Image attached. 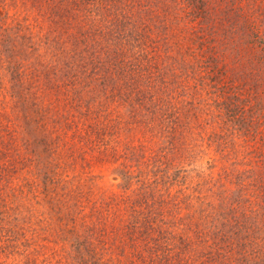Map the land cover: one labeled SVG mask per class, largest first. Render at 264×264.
Instances as JSON below:
<instances>
[{
	"label": "rangeland",
	"instance_id": "obj_1",
	"mask_svg": "<svg viewBox=\"0 0 264 264\" xmlns=\"http://www.w3.org/2000/svg\"><path fill=\"white\" fill-rule=\"evenodd\" d=\"M0 264H264V0H0Z\"/></svg>",
	"mask_w": 264,
	"mask_h": 264
},
{
	"label": "trees",
	"instance_id": "obj_2",
	"mask_svg": "<svg viewBox=\"0 0 264 264\" xmlns=\"http://www.w3.org/2000/svg\"><path fill=\"white\" fill-rule=\"evenodd\" d=\"M195 7V6H194Z\"/></svg>",
	"mask_w": 264,
	"mask_h": 264
}]
</instances>
